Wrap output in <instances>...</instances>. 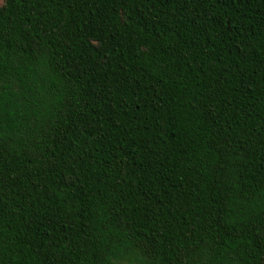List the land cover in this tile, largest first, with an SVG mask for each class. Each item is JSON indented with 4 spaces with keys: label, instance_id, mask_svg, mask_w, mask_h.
<instances>
[{
    "label": "trees",
    "instance_id": "trees-1",
    "mask_svg": "<svg viewBox=\"0 0 264 264\" xmlns=\"http://www.w3.org/2000/svg\"><path fill=\"white\" fill-rule=\"evenodd\" d=\"M0 264H264V0H0Z\"/></svg>",
    "mask_w": 264,
    "mask_h": 264
}]
</instances>
